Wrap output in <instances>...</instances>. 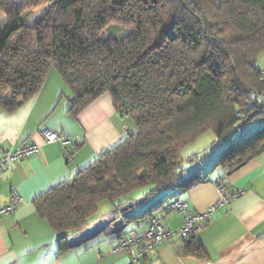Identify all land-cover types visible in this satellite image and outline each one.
Wrapping results in <instances>:
<instances>
[{
    "label": "trees",
    "instance_id": "obj_1",
    "mask_svg": "<svg viewBox=\"0 0 264 264\" xmlns=\"http://www.w3.org/2000/svg\"><path fill=\"white\" fill-rule=\"evenodd\" d=\"M37 7L47 9L26 23ZM0 15L2 109L12 112L32 98L54 69L71 90V116L107 93L135 124L89 165L34 199L38 215L61 233L60 251L68 247L64 234L83 229L102 200L120 207L142 187L175 197L264 151V128L242 137L252 119H264V107L249 92L264 86L257 65L264 0H22L19 6L0 0ZM111 24L127 33L101 39ZM207 131L212 144L182 158L181 149ZM183 161L193 165L188 173ZM150 209L133 218H159ZM183 242L187 253L191 245L201 256L199 246Z\"/></svg>",
    "mask_w": 264,
    "mask_h": 264
},
{
    "label": "crops",
    "instance_id": "obj_2",
    "mask_svg": "<svg viewBox=\"0 0 264 264\" xmlns=\"http://www.w3.org/2000/svg\"><path fill=\"white\" fill-rule=\"evenodd\" d=\"M71 97V90L51 69L32 98L12 112L0 107V154L22 143L39 145L37 154L10 163L0 172V201L8 200L12 188L22 198L14 212L0 218V264H131L126 252L111 253L109 247L119 237L141 233L148 227L147 222L133 217L151 208L164 227L175 230L184 213L166 209L165 204L179 197L187 202L188 211L203 212L218 198L215 180L229 190L243 191L215 210L204 229L185 239L192 246H199L201 256L191 252V245L187 253L184 239L174 233L132 264H264V151L231 174L216 170L209 180L198 181L175 197H165L167 191L150 194V187H145L138 196L130 192L120 207L112 208L111 202L102 200L97 204L96 215L83 229L64 234L68 247L60 251L61 233L52 230L47 220L38 215L34 199L72 177L135 130L128 116L115 110L109 94L97 97L76 117L68 113ZM42 127L79 137L78 147L72 151V146L44 143L38 134ZM212 142L213 139L207 144ZM198 143L185 146L184 153L181 149V157L187 158L208 146L199 147ZM71 151V158L67 159ZM192 168L189 165L187 173Z\"/></svg>",
    "mask_w": 264,
    "mask_h": 264
},
{
    "label": "built area",
    "instance_id": "obj_3",
    "mask_svg": "<svg viewBox=\"0 0 264 264\" xmlns=\"http://www.w3.org/2000/svg\"><path fill=\"white\" fill-rule=\"evenodd\" d=\"M259 75L261 80L264 81V68H260ZM249 92L254 101L264 107V86L261 89H252ZM239 116L243 115L239 114ZM38 134L44 142L58 143L62 147L76 145L79 141V137L72 138L49 128H41ZM38 149L37 144L29 143L18 146L13 150H4L0 156V172L6 165L14 161L37 154ZM214 185L218 192V198L203 212L192 213L188 211L187 202L179 197H175L168 204V208L184 213L183 221L177 229H168L160 223L159 218L155 215H149L142 219L143 222L148 223V227L143 232H130L127 236L119 237L115 243L109 247V252H126L129 257V262L132 264L152 253L159 244L170 238L174 233L180 238L186 239L197 231L204 229L215 210L226 204L232 198L237 197L243 191L239 188L229 190L217 180L214 181ZM21 203V196L12 188L8 200L4 203L0 201V218L14 212Z\"/></svg>",
    "mask_w": 264,
    "mask_h": 264
},
{
    "label": "rangeland",
    "instance_id": "obj_4",
    "mask_svg": "<svg viewBox=\"0 0 264 264\" xmlns=\"http://www.w3.org/2000/svg\"><path fill=\"white\" fill-rule=\"evenodd\" d=\"M12 1L17 6L22 4V0H12ZM46 9H47L46 7H37L36 9H33L26 16V19H25L26 23L33 24L36 20H38L40 17H42V15L44 14ZM0 24H4V16L3 15H0ZM125 33H127V29L120 27L118 25H115V24H111L101 32L100 38L106 39L108 37H120L121 35H124ZM257 65L261 68H264V51L258 55ZM127 120L130 124H132L131 125L132 128L135 129V124H134V121L132 120V118L128 116ZM261 128H264V119L254 118L244 127V130L242 132V137H246V136L250 135L251 133H253V132H255ZM237 134H238V132H234L233 134H231V137L235 138V137H237ZM200 138H201L200 141H198L199 139H197V141L195 140L194 143H192V144H195V142H199L198 143L199 147H204L207 143H209L210 140H212L214 138V136H213V133L211 131H207L203 135H201ZM190 145H191V143H190ZM190 145L188 144L187 146H190ZM187 146H186V148H187ZM213 146L214 147L216 146V142L213 143ZM186 148L185 147L182 148V153L185 152ZM200 159L201 158L198 159V162L200 161ZM181 164L183 165L184 170L187 169V167L189 166V163H187L185 161H183ZM101 186L102 185H97V186H93L92 188L97 189V188H100ZM144 189H146V188L142 187V188L135 189L134 192H132V195L138 196L141 194L142 191H144ZM102 202H104L106 204L109 203L108 200H103Z\"/></svg>",
    "mask_w": 264,
    "mask_h": 264
}]
</instances>
